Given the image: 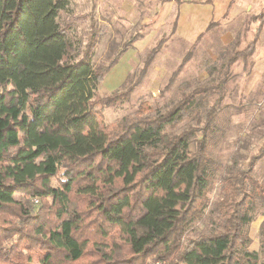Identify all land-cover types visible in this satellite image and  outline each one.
I'll return each instance as SVG.
<instances>
[{
    "label": "trees",
    "instance_id": "1",
    "mask_svg": "<svg viewBox=\"0 0 264 264\" xmlns=\"http://www.w3.org/2000/svg\"><path fill=\"white\" fill-rule=\"evenodd\" d=\"M68 4L0 0V264H264V219L258 250L250 235L255 207L264 205L253 176L264 139L243 167L221 176L218 225L188 235L210 202L209 134L223 86L210 80L163 111L141 102L105 123L103 109L131 89L99 96L97 86L134 37L97 66L91 57L103 28L92 21L81 48L69 28L87 14L60 23ZM251 19L259 22L252 40L218 69L255 50L264 12ZM211 93L219 96L198 124L174 132L196 98Z\"/></svg>",
    "mask_w": 264,
    "mask_h": 264
},
{
    "label": "rangeland",
    "instance_id": "2",
    "mask_svg": "<svg viewBox=\"0 0 264 264\" xmlns=\"http://www.w3.org/2000/svg\"><path fill=\"white\" fill-rule=\"evenodd\" d=\"M157 9V3L149 0H69L68 7L59 12L58 21L65 23L74 16L87 14L83 19L73 21L69 28L81 48L86 44L92 21L98 28H103L96 32L91 57V62L97 66L109 64L122 45L134 37L97 86L99 96H107L114 90L126 93L131 89L123 99L103 109L101 117L105 123L133 113L141 102L148 103L150 113L163 111L179 99L181 93L210 80L223 86L218 111L211 118L213 131L209 134L208 153L216 160L210 202L203 217L188 232L194 236L214 229L219 223L213 204L221 196V176L229 167H243L247 157L257 151L264 139L263 82H258L249 96L242 93L244 80L260 48L247 58L218 69L221 64H227L233 50L249 44L259 22H252L250 16L244 21L226 20L223 26H211L193 44H182L170 37L171 32H166L172 18L162 22L154 20ZM160 42L158 52L146 66L148 51ZM218 96L219 93L198 96L193 111L172 130L177 133L189 125H197L199 115L204 116ZM254 166L253 176L264 185V156ZM49 184L51 187L58 185L54 177ZM255 211L257 215L251 224L250 235L251 248L258 250L264 205L257 204Z\"/></svg>",
    "mask_w": 264,
    "mask_h": 264
},
{
    "label": "crops",
    "instance_id": "3",
    "mask_svg": "<svg viewBox=\"0 0 264 264\" xmlns=\"http://www.w3.org/2000/svg\"><path fill=\"white\" fill-rule=\"evenodd\" d=\"M149 1L154 4L157 3L158 9L155 10L156 13L153 15H156L154 18L156 22L172 18L171 26L166 32H171L170 37L182 44H193L213 25L223 26L222 23L226 20L240 19L244 21L247 16L251 18L264 9V0ZM256 48H260V51L258 50L257 54L255 53V60L243 84L242 93L246 96L251 94L258 82L262 81L264 86V80H261L264 75V23L256 41Z\"/></svg>",
    "mask_w": 264,
    "mask_h": 264
}]
</instances>
